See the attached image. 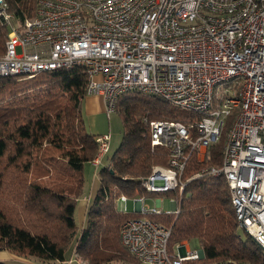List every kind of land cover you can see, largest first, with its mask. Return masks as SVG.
<instances>
[{"label":"built area","instance_id":"2783aa9c","mask_svg":"<svg viewBox=\"0 0 264 264\" xmlns=\"http://www.w3.org/2000/svg\"><path fill=\"white\" fill-rule=\"evenodd\" d=\"M0 17L9 30L0 78L82 68L86 94L101 96L107 113L122 95L139 92L193 116L147 123L151 146L168 151L167 165L153 166L140 181L147 193L181 194L187 162L194 156L200 162L232 117L221 165L208 174L225 179L238 229L264 251V0H36L33 16L21 22L0 0ZM108 140L96 138L94 163ZM171 200L168 213L177 215ZM119 201L126 211L128 199ZM143 202L133 200L140 214L161 213ZM170 231L141 217L124 222L119 238L143 264L204 258L187 241L175 245L174 255Z\"/></svg>","mask_w":264,"mask_h":264},{"label":"trees","instance_id":"16d2710c","mask_svg":"<svg viewBox=\"0 0 264 264\" xmlns=\"http://www.w3.org/2000/svg\"><path fill=\"white\" fill-rule=\"evenodd\" d=\"M5 2L17 22L33 16L36 8V0ZM8 32L0 17V57ZM87 83L82 68L42 72L30 79L0 78V252L59 264L67 261L68 252L83 264L138 262L121 245L119 231L124 222L141 217L117 209L113 197L143 194L140 181L153 166L167 165L168 151L151 146L147 123H186L191 117L158 97L139 92L119 97L116 109L124 134L99 170L98 188L79 229L74 212L84 192V167L95 158L101 136L89 134L83 123ZM228 127L207 148L202 162L189 159L182 193H164L177 201L178 214L147 218L171 230L169 247L198 240L204 258L197 264H264L260 246L246 233V240L238 235L225 179L208 174L221 165ZM196 174L201 175L193 178Z\"/></svg>","mask_w":264,"mask_h":264},{"label":"rangeland","instance_id":"374dc122","mask_svg":"<svg viewBox=\"0 0 264 264\" xmlns=\"http://www.w3.org/2000/svg\"><path fill=\"white\" fill-rule=\"evenodd\" d=\"M95 81H99V79L96 78ZM173 108L176 109V107H173ZM81 112H82V118H83L85 129L89 134H93L96 136L102 135V134L109 135L108 151L102 156L103 157L101 158L102 161H99V163H94V160H96L99 154V148L97 146V154L95 158L92 160L90 164H86L84 167L85 186H84V192H83L82 197L84 196L90 197L89 198V203H90L99 185V178H98L99 170L107 165L110 157L117 150L121 142V139L123 137V134H124V125H123V121H122L119 109H116L113 112L107 113L102 97L98 95H86V97L82 101ZM189 116H192V115L189 114ZM133 117L135 120L139 118L138 115H134ZM182 119L186 120V118H182ZM231 119L232 117H230L227 120V125L229 126H230ZM156 120H168L169 121V119H156ZM206 151L207 149L205 150L202 160L200 162L204 160ZM194 158L197 159L196 156H194ZM144 192L143 194L135 193L132 196L121 195L117 198V200H116V196H114L113 202L115 201V205L117 209H119L120 211H123L124 205L123 203L119 201V199L121 197L130 199L125 204L126 211L130 214H135L138 217H142V218H146L149 216H147L146 214H140L138 210L136 211L134 208V204L131 200L142 198V200L144 201L143 204H144L145 210L155 207V208H158L162 213H168L169 211L173 209V205L171 204L172 197L168 198L167 196L164 195V193L150 194V193H147L146 191ZM81 207H82V201L80 199L78 201V205L74 212V220L79 229L85 222V215L83 217V214L80 210ZM238 235L242 240L247 239L246 234L241 229H238ZM200 249H201V246L198 240L193 239V240L188 241V250L198 251ZM172 253L174 255L178 253V249L175 245L172 246ZM66 257H67V261L63 264H83L81 259L74 252L73 253L68 252L66 254ZM0 261L6 262L8 264H59V263H53V262L47 263L36 257L11 254L6 251L0 252ZM107 264H143V263L118 260V261H112Z\"/></svg>","mask_w":264,"mask_h":264},{"label":"crops","instance_id":"0c3cea01","mask_svg":"<svg viewBox=\"0 0 264 264\" xmlns=\"http://www.w3.org/2000/svg\"><path fill=\"white\" fill-rule=\"evenodd\" d=\"M102 158H103V157H102ZM100 161H102V159H101ZM89 198H90V197H87V196H84V197L81 198V201H82V207L80 208V210H81V212H82V214H83V217H84V215H85V217H86V212H87V208H88V204H89ZM128 200H130V199H128ZM131 201L133 202V200H131ZM77 205H78V203H77ZM134 208H135L136 211L138 210V208L135 207V205H134ZM125 212H127V211H125ZM82 222H83V221H82Z\"/></svg>","mask_w":264,"mask_h":264}]
</instances>
